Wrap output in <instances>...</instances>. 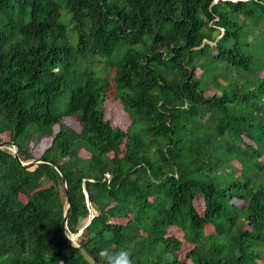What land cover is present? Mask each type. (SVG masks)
<instances>
[{"label":"trees","instance_id":"obj_1","mask_svg":"<svg viewBox=\"0 0 264 264\" xmlns=\"http://www.w3.org/2000/svg\"><path fill=\"white\" fill-rule=\"evenodd\" d=\"M2 142L0 264H264V0H0Z\"/></svg>","mask_w":264,"mask_h":264},{"label":"rangeland","instance_id":"obj_2","mask_svg":"<svg viewBox=\"0 0 264 264\" xmlns=\"http://www.w3.org/2000/svg\"><path fill=\"white\" fill-rule=\"evenodd\" d=\"M103 60H105V58H101V57L96 58L95 62L93 64V68L97 72V75H99V76L104 75V67H103L104 63L102 62ZM107 113H108V119H110L114 125H116V126L120 125L124 128L127 126V124H126L127 120H126L125 116L123 115V111L118 110V112L115 111L112 114V112L110 110ZM65 122L70 124L71 126H74L75 128H79V126L72 119H66ZM125 145L126 144H123V147H122L123 149L125 148ZM47 146H48V142H45V143L40 144V145L32 146L31 149H32V152L34 155V159L31 160L30 162H34L36 164L37 163L36 161L39 160V157L41 156L43 150H45L47 148ZM11 152H13V153L16 152V148L14 146L11 148ZM200 210H201V207H200ZM81 233H82V231L80 232V234ZM187 251H189V250L183 249V251L180 253V256L184 257V255L186 254ZM185 262H186V260H185Z\"/></svg>","mask_w":264,"mask_h":264},{"label":"clouds","instance_id":"obj_3","mask_svg":"<svg viewBox=\"0 0 264 264\" xmlns=\"http://www.w3.org/2000/svg\"><path fill=\"white\" fill-rule=\"evenodd\" d=\"M74 247H79L78 238L75 234H67ZM99 264H134L132 255L127 249H121L119 252H113L110 249H102L98 254Z\"/></svg>","mask_w":264,"mask_h":264},{"label":"water","instance_id":"obj_4","mask_svg":"<svg viewBox=\"0 0 264 264\" xmlns=\"http://www.w3.org/2000/svg\"><path fill=\"white\" fill-rule=\"evenodd\" d=\"M216 3V2H215ZM7 145H12V146H14L15 147V145L14 144H12V143H9V142H2V143H0V148H2L3 146H7ZM14 157L18 160V161H20V163L22 164V166H24V167H28V166H30V165H32V164H35L34 162H29V163H23L21 160H20V158H19V153H18V151H16L15 153H14ZM37 163H40V162H44V161H42V160H38V161H36ZM57 170H59V168L57 167ZM63 180H64V185H65V193H66V195H67V200L68 201H70V199H69V194H68V190H67V185H66V180H65V178H63ZM69 212H70V206H69V208H68V210H67V212H66V215H65V228H67V221H68V217H69ZM79 247H76V248H81V249H83V250H85V252H86V254L88 255V257L93 261V263L94 264H99L98 263V261H97V259L87 250V248L82 244V242H79Z\"/></svg>","mask_w":264,"mask_h":264}]
</instances>
